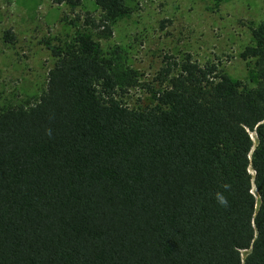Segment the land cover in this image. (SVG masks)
<instances>
[{"label": "trees", "instance_id": "16d2710c", "mask_svg": "<svg viewBox=\"0 0 264 264\" xmlns=\"http://www.w3.org/2000/svg\"><path fill=\"white\" fill-rule=\"evenodd\" d=\"M93 1L39 100L0 111V264H264V19L254 86L166 54L132 107L136 73L94 39L130 8Z\"/></svg>", "mask_w": 264, "mask_h": 264}, {"label": "rangeland", "instance_id": "374dc122", "mask_svg": "<svg viewBox=\"0 0 264 264\" xmlns=\"http://www.w3.org/2000/svg\"><path fill=\"white\" fill-rule=\"evenodd\" d=\"M130 12L112 22V35L97 39L103 56L132 69L140 82L123 100L132 107L153 102L146 86L166 54L190 53L199 64L215 63L233 80L258 81L254 59L241 51L254 44L264 19L263 0H126ZM93 0L79 5L52 0H0V111L31 105L46 90L54 51L89 33L86 17L98 18Z\"/></svg>", "mask_w": 264, "mask_h": 264}, {"label": "clouds", "instance_id": "9594fccd", "mask_svg": "<svg viewBox=\"0 0 264 264\" xmlns=\"http://www.w3.org/2000/svg\"><path fill=\"white\" fill-rule=\"evenodd\" d=\"M216 200H217V202L220 204V205H222V206H226L227 205V203H228V201H227V199H226V197L222 194V193H216Z\"/></svg>", "mask_w": 264, "mask_h": 264}, {"label": "bare ground", "instance_id": "6f19581e", "mask_svg": "<svg viewBox=\"0 0 264 264\" xmlns=\"http://www.w3.org/2000/svg\"><path fill=\"white\" fill-rule=\"evenodd\" d=\"M254 137V135H252ZM252 139H255V138H252Z\"/></svg>", "mask_w": 264, "mask_h": 264}]
</instances>
